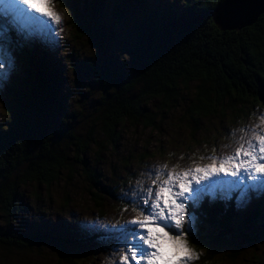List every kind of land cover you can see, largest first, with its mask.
Segmentation results:
<instances>
[{"label":"trees","instance_id":"trees-1","mask_svg":"<svg viewBox=\"0 0 264 264\" xmlns=\"http://www.w3.org/2000/svg\"><path fill=\"white\" fill-rule=\"evenodd\" d=\"M223 1L66 0L82 36L98 35L106 40L103 34H111L127 18L131 20L130 34L123 36L126 39L120 46L125 53L123 59H107L103 70L89 67L90 72L99 74L92 83L104 91L96 108L100 133L115 140L118 129L128 123L153 126L148 105L159 100L160 110L177 109L183 104L181 89L193 83L196 92L185 110L192 125L200 118L239 106L246 113L248 103L251 108L264 105V14L252 26L224 30L214 19ZM126 4L134 5L139 13L128 17ZM89 8L90 21L84 17ZM16 39L20 45L15 43L17 47L31 52L28 45L34 43L27 45L21 38ZM30 64L28 77L8 80L7 84L3 81L5 93L1 98L7 115L0 120V248L51 246L63 257V264H81L77 261L79 252L75 251L89 242L105 241L111 234L93 231L83 224L66 234L65 223L52 227L44 219L26 220L27 213H40V207L27 201L26 188L52 187L65 173L80 167L99 212L117 193L106 187L100 162L94 166L87 158L92 149L104 144L91 128L85 135L76 130L67 97L62 94L60 63L55 66L43 58L32 59ZM114 145L111 142L107 149ZM73 146L76 152L72 158L67 148ZM35 191L30 196L41 204V193ZM251 210L245 224L264 225V199ZM41 213L43 217L45 212ZM194 213L199 216V229L191 236V243L200 251L201 262H215L230 246L238 220L243 221L235 198L227 202H210L206 198ZM17 218L20 221L14 226Z\"/></svg>","mask_w":264,"mask_h":264},{"label":"rangeland","instance_id":"rangeland-1","mask_svg":"<svg viewBox=\"0 0 264 264\" xmlns=\"http://www.w3.org/2000/svg\"><path fill=\"white\" fill-rule=\"evenodd\" d=\"M117 1L119 2V0H111L112 3ZM126 5L125 8L129 10V13L126 14L128 17L139 13L134 5ZM52 7L62 17L63 23L57 27H62L63 30L53 33L50 37L31 41L21 38L27 45L34 43L33 46L32 44L28 45L31 46V52L17 47L14 42L12 48L16 66L5 83L7 84L8 80L16 78L21 80L23 77H28L26 75H28L32 59L46 58L55 66L60 63L61 73L64 76L61 82L62 94L67 97L66 103L70 115L73 116L72 121L78 126L76 130H80L85 135L91 128L93 134L104 144L100 149H98L99 146L92 149L87 158L93 161L94 166L100 162L99 168L106 175V179H104L106 187L109 190L112 188L117 194L116 197L110 196L111 199H108L104 211L99 212L90 194L88 180L79 172L80 167H76L77 169L73 173H65L62 179L52 187L36 188L41 193V204H37L36 199L30 196L32 195L31 191L36 190L35 187L28 186L26 188L27 201L36 208L40 207V213L38 211L31 212L32 214L27 213L26 220L38 219L41 221L44 219L53 224L52 227L65 223L66 234H72L69 232L70 230L80 229L79 225L85 226V222L94 221L97 218L108 224L130 220L139 213L133 212L127 205V201L121 200V197L125 196L138 181H143L146 184L152 183L149 179L151 166L167 164L169 169L175 168L176 171H182L195 165L211 163L210 160H202L201 157L232 154V150L238 147L239 137H246V133L240 130L248 125L260 123L258 116L264 113V105L251 108V104L248 103L245 108L246 113L239 110V106L226 113L219 112L209 117L200 118L197 124L192 125L191 118L185 115V110L196 92V84L193 83L189 87L181 89L183 92L181 103L183 104L177 109L160 110L162 102L159 100H155L153 105H148L152 111L155 125L147 126L144 122L140 124L128 123L123 127L121 125V128L118 129V137H115L117 141L110 139L107 135L99 132L101 123L98 122L96 108L97 102L103 99L104 91L99 85H95V82L92 83L97 75L99 77V74L90 72L89 67L103 70L107 67V59H117L118 57L123 59L125 53L122 52L120 46L126 39L123 36L130 34L131 20L127 18L125 23L115 26V31L111 34L108 32L103 34L102 36L106 39L103 40L98 35L82 36L78 32L73 13L69 10L66 0H53ZM91 15L92 12L89 8V12L86 15L84 13V17L90 21ZM97 33L101 34L99 29H97ZM113 41L115 42L113 43ZM3 83H0V120L7 115L6 104L1 98L5 93V84ZM91 84L93 85L91 86ZM233 131L236 132V135L231 134ZM110 141L115 143L113 149H107ZM67 149L70 150L73 158L76 147ZM97 152H99V156ZM263 199L264 191H254L245 206L236 204L237 212L241 213L243 221L238 220L236 223L237 231L230 236V246L224 249L225 251L216 258L215 262H201L199 257L192 264H264V225L248 226L245 224L252 212L251 209ZM125 207H128L126 212L124 211ZM41 211L45 212L43 217ZM190 211L192 210L190 209ZM194 214L196 222L193 226V234L199 229V216L197 213ZM19 219L13 221L14 226L17 225V222L19 223ZM193 234L184 238L187 240L189 248L200 256V251L190 240ZM114 247L112 235L105 241L89 242L82 250L75 251L79 252L77 261L81 264H110L109 257L115 255ZM63 263H65L63 257L55 247L51 246L7 250L0 248V264Z\"/></svg>","mask_w":264,"mask_h":264},{"label":"snow or ice","instance_id":"snow-or-ice-1","mask_svg":"<svg viewBox=\"0 0 264 264\" xmlns=\"http://www.w3.org/2000/svg\"><path fill=\"white\" fill-rule=\"evenodd\" d=\"M53 0H0V83L15 70L12 48L25 41L62 31L63 20ZM248 125L230 155L208 156L211 163L176 171L167 164L149 169L151 184L138 181L121 197L139 215L108 224L97 218L85 222L93 231L110 233L115 255L110 264H192L199 259L184 238L193 234L194 209L207 198L245 206L254 191H264V113ZM232 135H236L233 131ZM193 209V211H190ZM124 211H128L125 207ZM187 225V227H186Z\"/></svg>","mask_w":264,"mask_h":264},{"label":"water","instance_id":"water-1","mask_svg":"<svg viewBox=\"0 0 264 264\" xmlns=\"http://www.w3.org/2000/svg\"><path fill=\"white\" fill-rule=\"evenodd\" d=\"M264 14V0H224L215 10V22L224 30L252 26Z\"/></svg>","mask_w":264,"mask_h":264},{"label":"bare ground","instance_id":"bare-ground-1","mask_svg":"<svg viewBox=\"0 0 264 264\" xmlns=\"http://www.w3.org/2000/svg\"><path fill=\"white\" fill-rule=\"evenodd\" d=\"M6 120V119H5ZM80 150V149H79ZM82 171V170H81ZM102 234V233H101ZM105 234V233H104ZM111 240V239H110Z\"/></svg>","mask_w":264,"mask_h":264}]
</instances>
